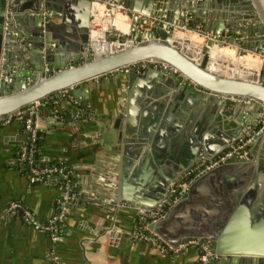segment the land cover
I'll list each match as a JSON object with an SVG mask.
<instances>
[{"label":"crops","instance_id":"1","mask_svg":"<svg viewBox=\"0 0 264 264\" xmlns=\"http://www.w3.org/2000/svg\"><path fill=\"white\" fill-rule=\"evenodd\" d=\"M223 3L225 8L230 6ZM104 9L101 6L99 14ZM118 15L114 20L125 27L114 26L109 31L110 27L103 26L105 36L131 39L130 20L125 14ZM93 20L91 28H97L94 26L99 24ZM139 28L149 31L146 26ZM144 72L137 71L131 83L125 74L112 72L76 87L73 93L56 94L57 112L65 111L67 121L58 114L54 124L49 123L53 115L46 117L47 122L38 123L45 132L42 156L69 161L75 172L77 196L67 204L65 229L57 241L6 211L11 202L20 200L38 220L45 221L53 214L62 192L46 184H31L16 168L14 156L28 138L22 122L15 118L0 126V264L199 263L196 246L171 253L137 237L147 231L143 228L147 213L137 206L118 209L115 227L105 234L112 211L102 203L106 200L103 196L121 197L135 205L152 200L144 190L151 191L156 177L171 173L181 155L198 142L205 143L215 157L227 148H222L225 137L242 127L240 118L256 122L263 109L252 101L234 103L193 96L180 92L182 85L166 93L153 76L144 81L139 76ZM136 152L133 158L130 154ZM237 158L239 161L226 162L198 177L195 186L190 184L185 199L188 223H193V217L201 233L218 242L223 240L224 256L243 258L264 253V131ZM147 175L151 182L143 181ZM218 258H209L206 264H224Z\"/></svg>","mask_w":264,"mask_h":264},{"label":"water","instance_id":"2","mask_svg":"<svg viewBox=\"0 0 264 264\" xmlns=\"http://www.w3.org/2000/svg\"><path fill=\"white\" fill-rule=\"evenodd\" d=\"M223 2L230 6L223 7ZM97 4L104 5L109 19H113L115 12L125 14L130 20L128 31L132 38L93 40L90 27L93 5ZM57 19L60 21L55 22ZM139 26H146L149 31L144 32ZM187 30L206 36L199 49H191L176 39V33ZM223 44L234 47L238 57L247 52L264 54V0H0V119L43 102L52 94L73 93L76 87L104 74L121 72L131 83L137 74L135 65L147 60L168 64L150 66L139 75L144 81L153 76L166 93L182 85L180 92L200 98L217 101L223 98L224 102L234 103L252 101L263 109L264 115V59L257 72L217 62L211 48ZM35 117L36 111L31 113L32 120ZM245 118H240L241 128L225 137L222 148L246 132L247 125L255 124ZM42 120L47 122V118ZM197 140L200 142V137ZM200 153L205 158L215 154L205 143L197 142L187 154L181 155L171 173L156 177L151 191L144 190L152 200L137 203L139 206L121 197L103 196L106 200L102 203L112 211V222L104 233L115 227L118 209L137 206L146 213L154 211L170 196L171 187L199 160ZM130 155L136 158L138 154ZM235 161H239L237 155L227 164ZM138 165L142 169V158ZM199 178L191 183L192 187ZM150 180V175L143 178L144 182ZM186 196L162 218L149 223L148 230L173 246L194 241L190 246L198 247L199 255L201 245H205L210 251L209 258L217 256L224 264L233 261L264 264V253L243 258L224 256L223 240L218 242L201 233L193 217V223H188Z\"/></svg>","mask_w":264,"mask_h":264},{"label":"built area","instance_id":"3","mask_svg":"<svg viewBox=\"0 0 264 264\" xmlns=\"http://www.w3.org/2000/svg\"><path fill=\"white\" fill-rule=\"evenodd\" d=\"M92 15H93V13H92ZM92 18H93V16H92ZM102 19L103 18L101 16L100 22L99 21L97 22L99 24V26L97 28H91L90 27L91 34H92V31H94V30L102 29V27H103ZM91 22H92V20H91ZM100 24H101V28H100ZM109 27L108 28L110 31L112 29V26L109 25ZM108 28H106V29H108ZM193 33H196V32H193ZM196 34H198V33H196ZM103 36L105 39H107L105 36V30H104ZM199 36L204 37L206 39V36H204V35L203 36L199 35ZM116 40H119V39H116ZM223 46H224V44H223ZM227 46L229 48H232V49L234 48L228 44H227ZM247 55H252V58H256L255 61H253V60H251V61H253V63H255L254 65L258 66L257 68H254L252 71L257 72L259 70L261 63H262V60L264 59V54L247 52L244 56H242V58L246 57ZM150 66H152V67H167L168 64L161 62V61H157V60H147V61L139 62L135 65L137 71H143ZM48 98L49 97L45 98V100L43 102H35L33 105L23 109L22 111H20L19 113L15 114V115H10V116H7V117L0 119V126L5 125V124L9 123L11 120H13L12 119L13 116H22V115L28 114L29 118L24 120V128L26 131H28V133H30L29 134L30 139L34 140L36 130L40 129L38 123L41 122L43 119V117L41 115H39L38 109H39V107L44 106L49 101L50 98L49 99ZM34 111H36V117L34 120H32L31 113ZM56 113H57V111H56ZM55 116H57V115H53L51 119L48 117L50 125L55 123V119H56ZM32 124H34L33 125L34 127L32 130H30ZM263 131H264V115H261L259 117V119H257V121L255 122L254 125L250 126V128H248V130L243 135H241L236 141L231 142L224 151H222L221 153H219L218 155H216L215 157H212V158H205L204 156H201L199 158V160H197L195 162V164L189 169V171L183 175V177L181 178V181L178 184L171 187L170 196L166 200H163L162 202H160L154 211H151L150 213L146 214V218L144 219L143 228L145 230L149 231L150 233L145 235V233H146V231H145L144 233H139L137 235V237H144L145 239L151 240L154 244H156L158 246V248H160L161 251H165V252L169 251L171 253H173V252L175 253V252H179L181 250H186L190 246V244L193 243L194 241H188V242L182 243L178 246H173V245L169 244L168 242H166L165 240H163L158 235H156L155 233L148 230V228H147L148 224L151 222H155L158 219L162 218L164 216V214L168 212L170 207L173 206V204H175L176 202L183 199L187 194V191H188L190 184L195 179H197L201 175L205 174L206 172H209V171L213 170L214 168H217V167L223 165L233 156L238 155L240 153V151H242L248 144H250L255 137L262 134ZM22 150H23L22 153L18 157L19 161H21V162L26 159V154H25L26 146L25 145L22 147ZM28 161L31 162V158H29V155H28ZM51 172H57L59 175L61 174L64 177H66L68 175V171L66 170L65 166H61L58 168L47 167L44 170H40V171H37L36 169H32L33 174H31L29 176L28 181L32 184L37 183V182H41L42 179L44 178V176H48L49 173H51ZM58 189L62 192V198L59 199L57 202L58 213L51 214L46 219L45 223L40 222L36 218L34 212L31 209L25 207L20 200L11 202L9 204V206L7 207L6 211L10 215H14V214H16L17 211H19L25 222L36 227L40 232L48 235V237L52 241H57L60 238V234H58V232H59L58 223H60L64 220V217L67 213V204L74 197V196L69 195V187L68 186H64V188L60 187ZM149 235L150 236L152 235V236L150 237ZM201 247H202V253L199 255V263L198 264H206L208 259H209L210 251H209L208 247L205 245H201ZM52 264H55V263L52 261Z\"/></svg>","mask_w":264,"mask_h":264},{"label":"trees","instance_id":"4","mask_svg":"<svg viewBox=\"0 0 264 264\" xmlns=\"http://www.w3.org/2000/svg\"><path fill=\"white\" fill-rule=\"evenodd\" d=\"M50 97H51V99H49V101L41 109H39L38 113L40 115H42V117H44V118H46L48 115L60 114V116H62V119L64 120V122H66L67 118H66L65 111L64 112L60 111V113L59 112L56 113V111L58 109L57 104L54 103V100L57 99L56 94H52ZM16 117L22 122V130L27 134V137H28L26 142L23 144L26 146V152H25L26 159L22 162L19 161L18 157L20 156V154L23 151L22 147H19L17 149V154H15V156H14L15 160L13 162H15L16 168H18L20 170V172L22 174H24L26 176V178L29 180V176L31 174H33L32 169H36L37 171H40V170H44L47 167L58 168L61 166H65L66 170L68 171V175L66 177L62 176L61 174L59 175L57 172H51V173H49L48 176H44V178L42 179L41 182H37V183H33V184H46L48 186H52L55 188H60V187L64 188V186H68L69 187V195L76 197L77 193H76V189H75V185H74V183H75V172H74L73 166L70 164L69 161L51 160V159L44 158L41 154L40 146H41L42 138H43L45 132L42 129H37L34 140L30 139L28 131H26L24 128V120L29 118V115L25 114L22 116H13L12 119H15ZM28 155H29V158H31V162L28 161ZM57 208H58V206L56 205L54 208L53 214L58 213ZM12 216L19 218L22 221H24L22 216H21V213L19 211H17L16 214H14ZM64 220H65V217H64ZM64 220L62 222L58 223V230H59L58 234H60V236L65 229ZM45 221H40V222L45 223ZM25 223H27V222H25Z\"/></svg>","mask_w":264,"mask_h":264},{"label":"bare ground","instance_id":"5","mask_svg":"<svg viewBox=\"0 0 264 264\" xmlns=\"http://www.w3.org/2000/svg\"><path fill=\"white\" fill-rule=\"evenodd\" d=\"M101 6H104V5H100V4H97V5H95V7L92 9L93 10V13H94V20H97V19H99V17L97 16L98 15V12H99V10L101 9ZM116 13H118L119 15H121L119 12H115L114 13V15L116 14ZM104 15H105V18H103L102 19V22H103V26L106 28V27H109L108 25H110L108 22L110 21L109 20V17L107 16V12L105 11V13H104ZM118 15V16H119ZM124 16V15H123ZM98 17V18H97ZM115 17L116 16H114L113 17V19L111 20V21H113L114 19H115ZM93 20V21H94ZM109 20V21H108ZM115 21V20H114ZM97 22V21H96ZM123 24H121V23H118V22H116L115 21V24H114V26L115 27H117V28H120L121 26H122ZM124 26V25H123ZM125 27V26H124ZM122 28V27H121ZM121 30V29H120ZM103 33H104V30H100V32H92V34H91V36L93 37V40H100V41H103V38H104V36H103ZM194 35V34H193ZM176 39L180 42V43H187V47H189V48H191V49H193V47H195L196 45L195 44H193L194 43V41H195V39L196 38H198V36L194 39L193 37H192V35L191 34H189V33H176ZM197 42V41H196ZM195 45V46H194ZM196 48V47H195ZM216 48H218V47H213V48H211V52H212V57L217 61V62H224V63H226V61H227V59L225 58V56H223L222 57V55L221 54H219L218 53V49H216ZM197 49V48H196ZM248 56V55H247ZM236 58H238L234 63H236V64H240L239 65V67L241 66V67H245L246 69H243V70H245V71H251V70H253L254 68H257L258 66L257 65H254L255 63H252V62H246V60H245V57H238V56H236ZM248 59V58H247ZM251 59V58H250ZM228 60H229V58H228ZM233 60V59H232ZM232 60H230V61H232ZM252 60L253 61H255L256 60V58H252ZM227 62H229V61H227ZM247 63V64H246Z\"/></svg>","mask_w":264,"mask_h":264},{"label":"rangeland","instance_id":"6","mask_svg":"<svg viewBox=\"0 0 264 264\" xmlns=\"http://www.w3.org/2000/svg\"><path fill=\"white\" fill-rule=\"evenodd\" d=\"M104 12H105V9H104ZM104 16V13L101 11V14H99V12H98V15L97 16ZM120 16V15H119ZM121 17V16H120ZM95 21H99L100 22V20H95ZM109 21V20H108ZM108 23H110V25L112 26V28H114V24H115V21L113 20V21H111V19H110V21L108 22ZM102 25H104L103 23H102ZM100 26H101V24H100ZM109 26V25H108ZM94 27H98V26H94ZM100 30L102 31L103 29H99V30H94V32H100ZM189 34H191L192 35V37L195 39L197 36H198V38H196L195 39V41H194V43L193 44H195L194 46L197 48V49H199L200 48V46L204 43V39L201 37V36H199L198 34H196V33H189ZM194 34V35H193ZM196 36V37H195ZM107 38V37H106ZM108 39V38H107ZM121 40V39H120ZM197 41V42H196ZM194 47V48H195ZM216 49H218L219 51H218V53L219 54H221L222 55V57L223 56H225V58L227 59V61H229V62H227L226 61V63L225 64H227V65H230V66H237L238 68H240V69H246L245 67H239V65L238 64H236V63H234L238 58H234V57H232V56H234V54H235V52H233V50L232 49H228V47H227V44H224V46H222V47H218V48H216ZM234 49V48H233ZM232 50V51H231ZM235 51V50H234ZM230 54L232 55V56H230ZM228 58H229V60H228ZM250 58H252V57H250ZM233 59V60H232ZM230 60H232V61H230ZM234 61V62H233ZM222 62V61H221ZM246 62H252L253 63V61H251L249 58H248V60H246ZM224 63V62H223ZM247 64V63H246ZM247 70V69H246Z\"/></svg>","mask_w":264,"mask_h":264}]
</instances>
